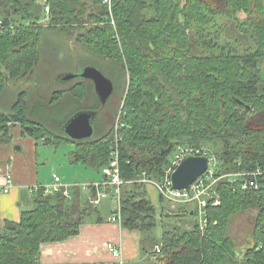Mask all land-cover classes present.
I'll list each match as a JSON object with an SVG mask.
<instances>
[{
	"label": "trees",
	"instance_id": "trees-1",
	"mask_svg": "<svg viewBox=\"0 0 264 264\" xmlns=\"http://www.w3.org/2000/svg\"><path fill=\"white\" fill-rule=\"evenodd\" d=\"M0 21V105L4 91L20 80L37 76L38 83L51 84L41 75L52 61L41 67L40 55L43 47L46 54H63L68 36L77 41L76 55L85 66H97L114 85L115 79L126 84L120 114L121 223L144 234L143 251L157 226V207L142 179L161 180L175 149L185 144L195 152L209 149L220 166L217 176L262 171L221 177L215 186L221 204L208 206L204 230L197 223L182 232L166 228L156 264H264V0H112V10L103 0H0ZM64 94L82 103L80 110L100 108L91 80L79 78L55 91L50 103ZM30 95L22 88L9 111L0 107L1 139L9 141L10 128L20 124L35 138L75 143V161L97 170L110 164L114 125L97 136L96 121L94 136L84 140L64 131L56 135L28 116ZM93 96L95 106L89 105ZM250 180L258 187L245 186ZM81 195L76 190L67 200L40 190L35 207L23 210L19 222L5 221L0 264H38L42 243L78 234L97 210ZM249 207L257 209L254 244L240 258L227 226L232 213ZM192 209L181 206L177 216L190 217Z\"/></svg>",
	"mask_w": 264,
	"mask_h": 264
},
{
	"label": "rangeland",
	"instance_id": "rangeland-1",
	"mask_svg": "<svg viewBox=\"0 0 264 264\" xmlns=\"http://www.w3.org/2000/svg\"><path fill=\"white\" fill-rule=\"evenodd\" d=\"M39 1L44 2L46 0ZM241 16L245 17V14H242ZM48 22L49 19L47 18L45 23L48 24ZM60 39L65 40L64 38ZM64 42L65 41H63V43ZM78 49L79 46L77 44V41H75V39H72L70 36H68L66 44L61 45V53L66 55L57 54L58 50H56L55 53L49 51L48 54H46L43 47L42 54L40 55L39 66L42 67V65H45L48 59H51L52 63L46 74H42L41 76H43L45 81H48L51 84H40V82L38 83L37 76L35 79H33L34 77L30 76L32 77L31 80H20L19 83H13L4 91L1 97V109L4 111H9L16 101L18 92L22 88H29L31 90V95L28 99V116L32 120H40L41 122L48 124L50 126L49 129L56 135L61 133L63 131V126L61 127V125L66 122L77 111V109L80 110V108L84 106L82 105V103L70 102L71 97L68 94H64L59 101H55L53 104L50 103L53 100L52 97L54 96L53 93L55 91H59L62 88H68L75 84L76 80L63 81L60 79L61 76L66 73L80 72L85 66V61L81 57L77 56L78 53H76V51H78ZM70 52L72 53V55L67 54ZM261 75L264 79V68L261 72ZM86 82L88 83V85L91 84V82L89 81ZM126 89V84H123V81H121L120 83L117 79H115L114 93L108 99L107 104L103 106L102 109H100V113L98 114L96 119L100 127L97 132V136L100 135V131L102 133H105L113 125L116 124L118 115L122 109V103ZM38 96L41 97L39 98ZM36 100H39L38 104L42 107L41 112H39L40 114L37 112V109L40 106H36ZM96 104L97 101L95 100V97H91L89 105L95 106ZM56 138V136H53L54 140H56ZM56 141L59 142L56 144L43 142V144L41 145L40 165L42 168L41 171L44 172V174H49L56 171L67 179L75 178L78 180L79 177L82 178L84 176H87L89 178H94L92 175L96 177L101 176V174H98L94 169L83 165V163L77 165L70 164V153L73 149H75V143L62 140ZM180 150H184L187 153L195 152L191 146L185 144L184 146L175 149L174 153L171 154L170 159L173 160L175 155H177L176 153H178ZM208 150L209 149H206V151L203 153L207 154ZM201 152L202 151L200 150L196 151L197 154H200ZM47 159L49 160V162H47ZM88 174L91 175L89 176ZM65 182L72 183L70 181ZM147 186L149 197L152 203L158 207L157 209L159 212V210H161V204L158 199V191L155 188L156 186L154 187L153 185H150L148 183ZM108 199L110 200V209H112L113 212L116 206V202L114 201L113 197H109ZM165 201L166 204L164 205L163 210V232L164 230H166V228L171 229L172 227L174 228V226L177 228V230L180 231L190 229L196 223L200 226L201 230H204L202 228V221L204 219L202 210L206 208V205H202V207L200 208L197 204L195 215L190 217L186 215L180 218L179 216H177L179 214V208L181 206L191 208V206L189 204L175 202L173 203L175 207L172 208L170 200L166 198ZM101 212L103 216H106L105 212ZM256 216L257 209L249 207L238 210L232 213L229 217L227 235H229L231 239H233L234 247L237 249L240 258H242L246 249L250 248L254 244V235L252 233H254V228L256 226ZM163 234H161V230L158 226H156L152 230V232L150 233L151 238L148 237L146 239V242L144 243L146 249L142 255L143 261L140 264H155L158 255L155 253L154 245L156 242L161 244ZM151 239H155V243L152 242Z\"/></svg>",
	"mask_w": 264,
	"mask_h": 264
},
{
	"label": "crops",
	"instance_id": "crops-1",
	"mask_svg": "<svg viewBox=\"0 0 264 264\" xmlns=\"http://www.w3.org/2000/svg\"><path fill=\"white\" fill-rule=\"evenodd\" d=\"M2 134L3 132H0V188L10 186V189L8 192L0 194V232L5 226L6 220L19 222L23 210L35 207V197L39 192L36 188L50 183L54 174L60 175L64 182L70 181L72 182L70 184H78L77 187L75 186V191H80L82 199L86 196L92 205L90 199L97 190L93 191L89 188V184L95 180L101 181L105 177V166L101 170H97L81 160L75 161L73 157V152L77 148L75 144V149L70 153V164L83 163L101 176L92 175L94 178L84 176L79 177L78 180L67 179L56 171L44 174L40 165L41 145L43 142L56 144L59 141H48L46 137L35 138L20 124L10 128L9 141L1 139ZM47 162H49L48 159ZM157 191L161 204V210L158 212L157 209V226L163 234V210L166 201L161 202V192L158 189ZM108 198H103L96 206L92 205L97 210L81 224L78 234L60 241L42 243L38 264H120V262L122 264H140L145 252L142 249L144 234L138 229H130L123 226L122 223L111 221L112 209H110ZM170 203L174 208L173 203L175 202L170 201ZM101 211L106 213L105 217ZM99 218L103 219L99 220ZM111 241L122 248V258H116L107 248V244Z\"/></svg>",
	"mask_w": 264,
	"mask_h": 264
},
{
	"label": "built area",
	"instance_id": "built-area-1",
	"mask_svg": "<svg viewBox=\"0 0 264 264\" xmlns=\"http://www.w3.org/2000/svg\"><path fill=\"white\" fill-rule=\"evenodd\" d=\"M105 4H107L112 10V0H103ZM47 12L50 11L49 4L46 5ZM2 22L0 21V24ZM121 111L118 115V120L114 125L115 138L112 145L111 151V161L108 166L105 168V177L101 181H93L89 184V188H96V194L91 197L92 205L96 206L100 204L103 198L113 197L116 202V206L111 215V221H117L119 223L122 222V186L125 183V179H123L120 171L119 165V145L122 140L120 135V129L123 127V123L120 117ZM187 152L184 150H180L177 155H175L171 164L165 168L164 175L161 180L157 181L155 179H148L147 177L142 180L148 184H153L156 188L170 201L179 202L184 204H189L191 208L195 209L198 204L201 208L202 205H206V208L202 210L204 214V219L202 221V228L204 229L208 224L207 217V208L208 206H217L221 204V196L215 187L218 180L223 176H230L235 179L237 176L242 175H251L257 176L261 174V170H257L255 172L250 173H230L223 176H217L216 172L218 170L219 163L215 157H210V164L208 169L202 174L189 188L183 190H177L172 187L171 175L173 171L179 166L182 158ZM191 153V152H188ZM197 154L196 152H192ZM191 153V154H192ZM203 154V153H200ZM249 183V184H248ZM78 184H70L64 182L62 177L58 174H54L53 180L50 183L43 184L42 186L37 187V190H42L45 195H53V194H62L67 200L74 199L75 188ZM247 185H254L258 187V184L255 180H250L245 183ZM76 186V187H75ZM88 188V189H89ZM10 186H6L0 188V194L8 192ZM107 248L116 258H122V248L114 242H109L107 244ZM162 246L160 243L156 242L154 246V250L156 252H161ZM122 264V262H120Z\"/></svg>",
	"mask_w": 264,
	"mask_h": 264
},
{
	"label": "water",
	"instance_id": "water-1",
	"mask_svg": "<svg viewBox=\"0 0 264 264\" xmlns=\"http://www.w3.org/2000/svg\"><path fill=\"white\" fill-rule=\"evenodd\" d=\"M88 79L94 83L98 99L103 106L107 104L108 99L114 93L115 85L111 78L106 76L101 69L95 65H87L80 72L66 73L61 76V80L69 81L74 79ZM234 100L240 105L250 110L251 105L244 100L234 97ZM97 112L93 109H83L74 113L63 125L62 129L66 135L74 140L89 139L95 134L94 120ZM30 131L32 128L27 127ZM210 164L208 154L186 153L179 166L171 175L172 187L177 190L189 188L205 171ZM195 214V209L191 215Z\"/></svg>",
	"mask_w": 264,
	"mask_h": 264
},
{
	"label": "flooded vegetation",
	"instance_id": "flooded-vegetation-1",
	"mask_svg": "<svg viewBox=\"0 0 264 264\" xmlns=\"http://www.w3.org/2000/svg\"><path fill=\"white\" fill-rule=\"evenodd\" d=\"M80 79H82V78H80ZM74 80H77V79H74ZM76 82V81H75ZM99 100V99H98ZM99 106H100V108H97V109H95V108H90V109H93V110H95L96 112H97V114H96V116H95V120H94V125H95V129H96V119H97V116H98V114L100 113V109H102V107H103V105H102V103L100 102V100H99Z\"/></svg>",
	"mask_w": 264,
	"mask_h": 264
}]
</instances>
